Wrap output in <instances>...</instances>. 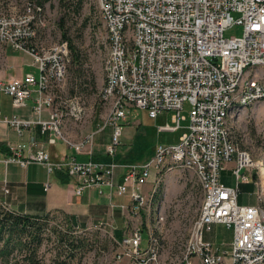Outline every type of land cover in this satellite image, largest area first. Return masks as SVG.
Masks as SVG:
<instances>
[{"label": "built area", "instance_id": "2783aa9c", "mask_svg": "<svg viewBox=\"0 0 264 264\" xmlns=\"http://www.w3.org/2000/svg\"><path fill=\"white\" fill-rule=\"evenodd\" d=\"M99 1L109 38L106 81L101 90V99L109 107L102 127L114 128V143L107 147V155L116 153L130 108L146 110L152 118L174 111V123L159 128L175 131L186 119L183 111L189 101L187 132L178 143L158 144L147 161L124 164L121 181L116 175L121 166L117 161L54 159L35 141L31 147L37 148L27 155L23 150L28 145H11V154L1 160L22 166L44 164L50 171L67 169L76 180L77 195L90 188L115 187L119 195L130 197V204L118 205L123 211L134 218L146 211V217L158 224L165 219L159 198L162 180L173 171L192 172L202 187L203 201L181 264H264L262 195L258 204L239 202V184L251 180L247 172L255 162L250 151L232 138L228 123L232 113L264 100V0ZM235 24L243 25L244 34L226 37L225 31ZM46 27L45 7L35 0L28 1L20 12L0 17V42L30 54L38 69V74L0 80V90L12 96L15 107L25 106L34 96L39 115L45 108L51 109L49 119L38 115V120H9L2 117L0 107V122L10 121L20 131L39 123L43 132H50L51 143L64 139L78 153L93 143L95 132L78 141L64 132L67 121H84L87 110L81 97L57 96L52 91L54 86L66 85L71 51L66 40L50 45L38 42ZM3 150L0 141V152ZM231 161H235L236 185L221 180L225 164ZM155 171V187L146 193L142 187ZM215 223L234 230L226 251L204 238V232ZM119 244L120 259L164 264L161 240L152 235L144 247L139 225Z\"/></svg>", "mask_w": 264, "mask_h": 264}, {"label": "rangeland", "instance_id": "374dc122", "mask_svg": "<svg viewBox=\"0 0 264 264\" xmlns=\"http://www.w3.org/2000/svg\"><path fill=\"white\" fill-rule=\"evenodd\" d=\"M30 0H0V17L10 13L20 12ZM37 2L41 0H35ZM42 2V1H41ZM47 16V27L40 32L38 42L50 45L62 40L72 43L81 51L82 66L84 75L77 76V66L68 61V75L64 87H53L57 89V96H80L87 108L88 115L83 122L84 128L88 129L92 120L96 117L97 122L105 120L108 108L102 105L101 90L106 81L105 61L109 50L108 30L102 16L99 0H83L80 11H73L74 8H66L62 0H45L42 2ZM238 16L237 13H234ZM67 32L68 39L64 37ZM244 28L241 24H235L225 31L226 37L242 36ZM71 51V48H70ZM32 56L24 51H18L6 43L0 42V80L8 79L17 74L25 64H31ZM30 72L38 71L30 66ZM84 82V87L80 83ZM189 101L185 102L184 115L189 117ZM172 111H166L161 115L165 121L172 123ZM157 118H152L148 111L137 108H130L127 120L123 122L122 133L119 136L116 154L107 160H114L122 163H140L151 158L155 154V146L166 142L169 133H162L159 136L157 130ZM232 138L240 148L250 151L255 162L247 173L250 174L252 189L243 191V184L239 189L245 203H257V196L262 195L264 206V100L243 108L240 112L232 113L228 119ZM106 129V128H105ZM111 127L107 128L100 136L108 138ZM160 139V140H159ZM173 140H168L171 142ZM114 143V139L113 142ZM118 159V160H117ZM234 162L225 164V178L235 184ZM186 184L174 189L175 196L167 198L163 192L165 217L161 224L148 218L143 213V221L149 229L155 230L160 236L162 249L161 260L164 264H181L185 248L190 237L193 222L199 217L203 201V191L196 174L186 172L182 175ZM255 184V185H254ZM257 188V189H256ZM165 190V188H164ZM166 197V198H165ZM169 197V196H168ZM172 197V196H171ZM117 201V197H113ZM115 227L112 229L103 227H91L84 229L75 228L76 235H90L94 247L85 255H80L73 264H133L128 257L118 258L121 251L119 242L123 234L128 235L133 226L141 223V218L127 217L121 212L117 213ZM121 211V210H120ZM59 217L56 219L58 221ZM53 223V222H52ZM62 227H66L65 224ZM95 233L96 235H93ZM232 230L227 229L223 224H213L212 230L204 232V238L219 246L222 251L230 248V235ZM148 233L144 232L143 246H148ZM51 247L43 248L45 258L44 264H51L52 252H47Z\"/></svg>", "mask_w": 264, "mask_h": 264}, {"label": "crops", "instance_id": "0c3cea01", "mask_svg": "<svg viewBox=\"0 0 264 264\" xmlns=\"http://www.w3.org/2000/svg\"><path fill=\"white\" fill-rule=\"evenodd\" d=\"M33 59L30 64L33 67ZM29 64H25L20 68L17 73L20 76L32 71L30 70ZM34 68L38 71L37 67ZM38 74V73H36ZM14 76H10L9 80ZM52 91L57 94V89H52ZM78 96V95H75ZM80 97V96H79ZM102 100V99H101ZM84 102V100L82 99ZM103 102V101H102ZM85 104V102H84ZM36 100L35 97L28 99L27 104L22 107H15L13 104V98L11 95L0 90V107L2 109V117H6L9 120L14 117H19L20 119H35L38 120L40 117L44 119H49L51 115V109L45 108L43 113L39 115L35 110ZM102 105L109 107L105 102ZM86 106V104H85ZM86 119L88 115V108L86 106ZM172 123L165 121L161 115L158 116L157 130L159 136L162 133H169L166 142L160 144H173L178 143L184 133L187 132V125L189 124V117L182 121L181 127L175 131H163L159 128V125L165 123H174L175 112L172 111ZM40 117H39V116ZM83 122L67 121L64 124V132L70 136L74 141H78L90 132H95L93 143L87 145L83 150L78 153L70 147L64 139H57L55 143L50 142V132H43L41 125L39 123L32 124L31 126H23L21 131L16 127V125L10 123V121L0 122V141L4 144V150L0 152V202L4 207L17 211L19 213H26L32 215H43L52 213L58 215L59 219L62 220V214L65 212L69 215L71 222L76 227L89 229L93 227H103V228H114L116 220V209L117 213L125 214L130 217L126 211L120 208V204L128 205L130 204V197L128 195H119L116 188L110 186H104L100 189H87L81 195H77L74 192L76 186V180L70 175L67 169H57L50 171L48 167L44 164H30L29 166H22L17 162H11L6 164L3 159L7 154H11L9 146L18 147L20 144L28 145L24 150L23 154L27 155L30 150H35L37 147L44 148L48 150L54 159H60L63 157H75L78 161H87L89 159L102 160L105 162H111L112 160H107L110 155H107V147L113 142L114 128L111 125H107L104 128L102 122H97L96 117L92 120L88 129H83ZM111 127V132L108 134V138H103L100 136L107 128ZM102 128V129H101ZM106 128V129H105ZM160 140V139H159ZM168 140H173L167 142ZM36 142L37 147H31L32 142ZM157 145L155 146L156 149ZM117 151V147H116ZM116 154V153H115ZM114 154V155H115ZM150 159V158H148ZM146 159L145 161H147ZM118 160V159H117ZM119 161V160H118ZM117 161V162H118ZM144 161V162H145ZM234 162V161H231ZM120 167L117 168V179L122 180V174L125 173L126 168L122 163ZM143 163V162H140ZM225 170V169H224ZM224 170L222 171L221 180L226 185H236L233 182L228 181L224 176ZM189 171H173L168 173L161 183V193L159 198L162 199V206H164L163 192L169 196L167 198H173L175 196L174 189L183 184H186V179L182 176L184 173ZM155 174L150 177L148 182L143 185L142 190L146 193L153 191L155 187ZM236 178V177H235ZM255 181V180H254ZM241 182L243 184V191H250L252 189L251 182ZM240 185V184H239ZM255 185V184H254ZM184 186V185H183ZM165 188V190H164ZM202 188V187H201ZM257 189V188H256ZM262 190V189H261ZM203 191V190H202ZM260 195V193H259ZM259 195L257 196V203H259ZM117 197V201L113 197ZM172 196V197H171ZM166 198V197H165ZM239 202L241 204H251L245 203V198L239 193ZM121 210V211H120ZM61 212V213H60ZM143 211L141 214L143 215ZM136 218H141V223L134 225L133 227L139 225L141 226L144 238V232L148 233V245L150 241V236H155L160 239V236L153 231V229L146 228L145 221H143V216ZM132 217V216H131ZM134 218V217H132ZM134 218V220L136 219ZM137 220H135L136 222ZM146 221L148 218L146 217ZM53 223H56L53 221ZM223 224V223H215ZM225 225V224H223ZM226 226V225H225ZM132 227V228H133ZM227 229L232 230L230 235V245L234 239V230L226 226ZM210 231V230H206ZM191 232V231H190ZM126 235L123 234L121 240ZM206 240V239H205ZM207 241V240H206ZM210 242V241H209ZM215 245V244H214ZM219 247V246H217ZM220 248V247H219ZM229 249V248H228Z\"/></svg>", "mask_w": 264, "mask_h": 264}, {"label": "trees", "instance_id": "16d2710c", "mask_svg": "<svg viewBox=\"0 0 264 264\" xmlns=\"http://www.w3.org/2000/svg\"><path fill=\"white\" fill-rule=\"evenodd\" d=\"M41 1L39 3L43 4ZM82 2L83 0H62L66 8H74L75 12L80 11ZM64 37L68 39L67 32H64ZM69 44V60L72 58L71 62L77 66L75 74L82 76L84 69L81 51L72 43ZM80 85L86 89L84 82ZM61 214L62 220L56 221V214L19 213L4 207L0 202V264H44L43 248L49 244L51 247L47 252H52L51 264H73L80 255L91 251L94 245L90 235L87 232L84 235H76L75 225L69 215L65 212ZM53 221L56 223H52ZM63 224L66 227H62Z\"/></svg>", "mask_w": 264, "mask_h": 264}, {"label": "bare ground", "instance_id": "6f19581e", "mask_svg": "<svg viewBox=\"0 0 264 264\" xmlns=\"http://www.w3.org/2000/svg\"><path fill=\"white\" fill-rule=\"evenodd\" d=\"M212 230V229H211Z\"/></svg>", "mask_w": 264, "mask_h": 264}]
</instances>
